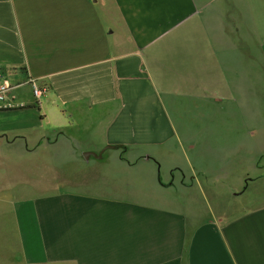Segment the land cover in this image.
<instances>
[{"label":"crops","instance_id":"1","mask_svg":"<svg viewBox=\"0 0 264 264\" xmlns=\"http://www.w3.org/2000/svg\"><path fill=\"white\" fill-rule=\"evenodd\" d=\"M0 74V155L97 176L0 183V264H264V0H0Z\"/></svg>","mask_w":264,"mask_h":264},{"label":"rangeland","instance_id":"2","mask_svg":"<svg viewBox=\"0 0 264 264\" xmlns=\"http://www.w3.org/2000/svg\"><path fill=\"white\" fill-rule=\"evenodd\" d=\"M35 23L40 25V19L37 18ZM40 155H44V153H40ZM32 162L31 166L29 159H6L0 155V183L6 182L8 179L20 180V177L22 179L27 178L28 181L22 180L26 193L36 194L45 193L56 186L71 187L74 174L88 178H94L96 176L93 170H57V167H63L64 161L56 158L43 159L38 156V158H33ZM7 166L17 169L26 168V170H4ZM31 167L32 170H30ZM262 190H264L263 183L261 186L259 184L257 186L253 185L248 192L252 194L262 192Z\"/></svg>","mask_w":264,"mask_h":264},{"label":"built area","instance_id":"3","mask_svg":"<svg viewBox=\"0 0 264 264\" xmlns=\"http://www.w3.org/2000/svg\"><path fill=\"white\" fill-rule=\"evenodd\" d=\"M30 82H32V80H30ZM32 84V94L35 101L38 102L41 98L44 89L37 86L34 82H32ZM12 87L13 85L9 82L8 78L0 74V108L5 106V102L9 97H13Z\"/></svg>","mask_w":264,"mask_h":264},{"label":"water","instance_id":"4","mask_svg":"<svg viewBox=\"0 0 264 264\" xmlns=\"http://www.w3.org/2000/svg\"><path fill=\"white\" fill-rule=\"evenodd\" d=\"M82 155L85 157V158H88L90 155L94 156V157H98L100 158L101 157V152L99 153H96V152H93V151H84L82 153Z\"/></svg>","mask_w":264,"mask_h":264}]
</instances>
